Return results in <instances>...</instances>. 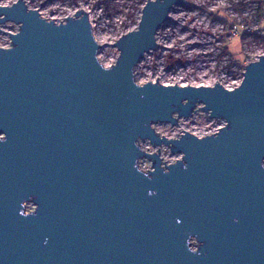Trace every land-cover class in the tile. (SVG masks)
Returning <instances> with one entry per match:
<instances>
[{"label": "water", "instance_id": "1", "mask_svg": "<svg viewBox=\"0 0 264 264\" xmlns=\"http://www.w3.org/2000/svg\"><path fill=\"white\" fill-rule=\"evenodd\" d=\"M176 5L188 0H146L111 65L87 11L58 22L0 5V24L19 25L0 46V264H264V55L233 89L138 83ZM199 109L226 124L154 126Z\"/></svg>", "mask_w": 264, "mask_h": 264}, {"label": "rangeland", "instance_id": "2", "mask_svg": "<svg viewBox=\"0 0 264 264\" xmlns=\"http://www.w3.org/2000/svg\"><path fill=\"white\" fill-rule=\"evenodd\" d=\"M17 0H0L11 5ZM30 8L42 16L61 21L83 9L92 15V27L101 43L98 56L105 65L116 62V45L121 35L137 28L146 0H26ZM260 0H188V5H176L171 18L157 32L159 47L146 53L136 67L138 83L158 81L164 84L215 85L217 81L233 87L242 80L248 63L264 55V10L259 15ZM0 46H10L8 32H16L19 25L8 21L0 24ZM6 31V32H4ZM201 107V105H198ZM226 121L211 118L203 110L177 125L159 122L155 128L161 135L178 137L184 130L197 135L216 132ZM144 146L160 154L164 162L181 158L167 146ZM141 166L152 168V161L144 159ZM34 205H31L30 209Z\"/></svg>", "mask_w": 264, "mask_h": 264}, {"label": "built area", "instance_id": "3", "mask_svg": "<svg viewBox=\"0 0 264 264\" xmlns=\"http://www.w3.org/2000/svg\"><path fill=\"white\" fill-rule=\"evenodd\" d=\"M49 19V18H48ZM65 19H63V20H61V21H64ZM58 22H60V21H58ZM7 47V46H6ZM243 79V78H242ZM242 82V80L241 81H239L238 83H236L233 87H231L230 89H233V88H235V87H237V86H239L240 85V83ZM226 87V86H225ZM227 88H229V87H227ZM221 128V127H220ZM218 131V130H217ZM214 133V132H213ZM208 135V134H207ZM199 136H205V135H199ZM144 142H142L141 143V145H142V147L145 149V150H147V151H149V152H154V151H150L149 150V148L148 147H146V146H144V144H143ZM144 159H142L141 160V162L143 161ZM140 162V163H141ZM144 168V167H143Z\"/></svg>", "mask_w": 264, "mask_h": 264}, {"label": "trees", "instance_id": "4", "mask_svg": "<svg viewBox=\"0 0 264 264\" xmlns=\"http://www.w3.org/2000/svg\"><path fill=\"white\" fill-rule=\"evenodd\" d=\"M260 7H259V15L261 14V12L264 10V0H260Z\"/></svg>", "mask_w": 264, "mask_h": 264}, {"label": "clouds", "instance_id": "5", "mask_svg": "<svg viewBox=\"0 0 264 264\" xmlns=\"http://www.w3.org/2000/svg\"><path fill=\"white\" fill-rule=\"evenodd\" d=\"M5 139V137H2V136H0V140H4ZM36 211H34L33 213H35ZM193 252H195L194 250H192Z\"/></svg>", "mask_w": 264, "mask_h": 264}, {"label": "bare ground", "instance_id": "6", "mask_svg": "<svg viewBox=\"0 0 264 264\" xmlns=\"http://www.w3.org/2000/svg\"><path fill=\"white\" fill-rule=\"evenodd\" d=\"M89 17H90L91 22H93V17H92V15H89ZM158 132H159V131H158Z\"/></svg>", "mask_w": 264, "mask_h": 264}]
</instances>
